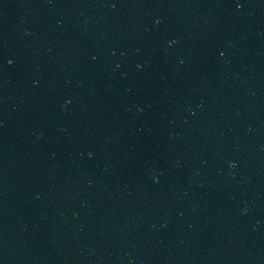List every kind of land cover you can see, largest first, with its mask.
<instances>
[{
  "label": "water",
  "instance_id": "water-1",
  "mask_svg": "<svg viewBox=\"0 0 264 264\" xmlns=\"http://www.w3.org/2000/svg\"><path fill=\"white\" fill-rule=\"evenodd\" d=\"M0 264H264V0H0Z\"/></svg>",
  "mask_w": 264,
  "mask_h": 264
}]
</instances>
